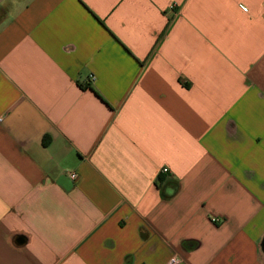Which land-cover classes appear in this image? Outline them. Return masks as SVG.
<instances>
[{
	"label": "crops",
	"instance_id": "obj_1",
	"mask_svg": "<svg viewBox=\"0 0 264 264\" xmlns=\"http://www.w3.org/2000/svg\"><path fill=\"white\" fill-rule=\"evenodd\" d=\"M0 118V264H264V0H0Z\"/></svg>",
	"mask_w": 264,
	"mask_h": 264
},
{
	"label": "built area",
	"instance_id": "obj_2",
	"mask_svg": "<svg viewBox=\"0 0 264 264\" xmlns=\"http://www.w3.org/2000/svg\"><path fill=\"white\" fill-rule=\"evenodd\" d=\"M2 120H3V119L0 118V123L2 122ZM163 172L166 173V172H167V169H164ZM71 176H72V178H76V174H72ZM177 262H178V259L173 258V259L171 260V263H170V264H176Z\"/></svg>",
	"mask_w": 264,
	"mask_h": 264
},
{
	"label": "trees",
	"instance_id": "obj_3",
	"mask_svg": "<svg viewBox=\"0 0 264 264\" xmlns=\"http://www.w3.org/2000/svg\"><path fill=\"white\" fill-rule=\"evenodd\" d=\"M49 139L48 138H45L44 139V145H46L48 143Z\"/></svg>",
	"mask_w": 264,
	"mask_h": 264
},
{
	"label": "water",
	"instance_id": "obj_4",
	"mask_svg": "<svg viewBox=\"0 0 264 264\" xmlns=\"http://www.w3.org/2000/svg\"><path fill=\"white\" fill-rule=\"evenodd\" d=\"M263 247H264V239H263Z\"/></svg>",
	"mask_w": 264,
	"mask_h": 264
}]
</instances>
